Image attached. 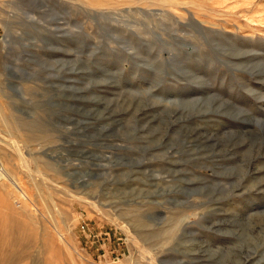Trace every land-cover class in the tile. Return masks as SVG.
<instances>
[{
  "label": "rangeland",
  "instance_id": "rangeland-1",
  "mask_svg": "<svg viewBox=\"0 0 264 264\" xmlns=\"http://www.w3.org/2000/svg\"><path fill=\"white\" fill-rule=\"evenodd\" d=\"M0 99V264H264V0H0Z\"/></svg>",
  "mask_w": 264,
  "mask_h": 264
},
{
  "label": "bare ground",
  "instance_id": "bare-ground-1",
  "mask_svg": "<svg viewBox=\"0 0 264 264\" xmlns=\"http://www.w3.org/2000/svg\"><path fill=\"white\" fill-rule=\"evenodd\" d=\"M100 1L101 0H92V2H94L95 4L99 3ZM4 109H5L4 102L0 99V120L6 119V116L3 114ZM1 177H2V173H0V178ZM18 189L21 192V194L23 195L22 190L20 188H18Z\"/></svg>",
  "mask_w": 264,
  "mask_h": 264
}]
</instances>
